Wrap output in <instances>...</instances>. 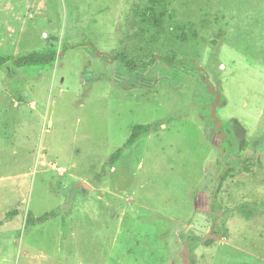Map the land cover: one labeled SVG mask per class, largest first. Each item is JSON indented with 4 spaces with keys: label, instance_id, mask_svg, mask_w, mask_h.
<instances>
[{
    "label": "rangeland",
    "instance_id": "1",
    "mask_svg": "<svg viewBox=\"0 0 264 264\" xmlns=\"http://www.w3.org/2000/svg\"><path fill=\"white\" fill-rule=\"evenodd\" d=\"M46 50L0 67V264H264V0H0Z\"/></svg>",
    "mask_w": 264,
    "mask_h": 264
},
{
    "label": "trees",
    "instance_id": "2",
    "mask_svg": "<svg viewBox=\"0 0 264 264\" xmlns=\"http://www.w3.org/2000/svg\"><path fill=\"white\" fill-rule=\"evenodd\" d=\"M155 25L157 27L161 26V19L158 18L155 20ZM57 57V52L52 51V50H46L44 52L41 53H29L27 55L18 57V58H13V57H3L0 56V67L5 66L6 64H8L9 62L12 63L15 67L19 68V69H23V68H28V67H46L50 64H52ZM119 59L122 61V63L127 66V68H132L133 64L126 58V57H119ZM167 61H170L169 59H167ZM151 126L150 125H136L132 128L131 134L128 138V140L126 141V143L124 144V146L122 148L117 149L110 157H109V163L113 166L115 165L123 151L125 148L132 146L141 136L148 134L151 131ZM226 177V173H222L219 176V179L222 181L224 180ZM15 212L12 213H8L7 214V218H11V216L15 215ZM46 217H42L37 219V222H42ZM33 223L32 218L30 215H27V221L26 224L29 225ZM2 221H0V226L2 225ZM213 241L211 239H208L205 244H210ZM188 260L190 262V264H195L194 262V258L193 255L190 251V249L188 248Z\"/></svg>",
    "mask_w": 264,
    "mask_h": 264
}]
</instances>
